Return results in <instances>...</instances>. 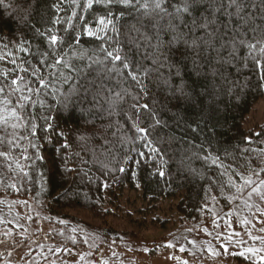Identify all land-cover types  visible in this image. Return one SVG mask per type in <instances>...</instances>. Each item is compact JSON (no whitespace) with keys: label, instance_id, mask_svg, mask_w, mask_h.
I'll use <instances>...</instances> for the list:
<instances>
[{"label":"trees","instance_id":"trees-1","mask_svg":"<svg viewBox=\"0 0 264 264\" xmlns=\"http://www.w3.org/2000/svg\"><path fill=\"white\" fill-rule=\"evenodd\" d=\"M144 2L151 5V0ZM237 2L243 7L239 16L230 0H198L182 20L172 18L176 31L168 28V16L146 15L136 6L94 2L85 8L86 0L0 2V49L18 45L13 58L0 55V82L29 79L21 69L36 67L41 54L53 48L48 64L59 57L69 63L43 67L49 88L33 95L35 106L27 110L25 127L0 128V153H5L0 155V214L6 208L2 197H30L49 225L25 258L7 263L0 255V264H56L51 259L57 249L83 250L89 238L104 249L128 238L140 240L135 231L145 224L147 210L161 201L175 203L188 229L201 227L210 207L221 211L220 216L231 210L226 215L236 217V187L247 177L264 178V125L259 135L243 127L264 87V69L247 47L264 44V0ZM180 3L164 0V7L173 13ZM102 16L113 24L101 31ZM205 20L215 23L199 28ZM85 29L97 35L89 36ZM51 35L59 43L50 48ZM173 36L181 42L169 49ZM158 39L164 42L159 50L153 47ZM184 40H196L199 49L188 48ZM204 40L213 41L219 56L206 50ZM114 49L132 65L139 83L121 62L107 57ZM194 61L199 67L194 68ZM182 82L189 95L177 92ZM144 104L161 121L147 135L134 127L153 124L151 116L133 107ZM32 124L37 125L35 135H30ZM126 190L140 192L137 202L127 198L133 211L118 204ZM184 231L179 227L171 239H181ZM186 243L183 252L190 256L194 246Z\"/></svg>","mask_w":264,"mask_h":264},{"label":"rangeland","instance_id":"rangeland-1","mask_svg":"<svg viewBox=\"0 0 264 264\" xmlns=\"http://www.w3.org/2000/svg\"><path fill=\"white\" fill-rule=\"evenodd\" d=\"M0 49L1 57H14L18 52L16 43L6 44ZM264 125V87L262 96L253 104L243 121V127L255 135ZM253 183L246 185L245 180ZM264 178L247 177L236 187L239 206L236 217L220 216L221 211L215 207L209 208V213L203 216L202 226L188 229L189 225L175 211V203L161 201L155 209L142 218L145 224L138 228V239H124L119 244L113 243L106 249L99 247V241L94 238L87 240L88 246L80 251L57 249L52 262L56 264H258L264 263ZM256 187L257 191L252 192ZM240 189V191H237ZM140 198L138 190H126L119 200V205L125 210H132L129 203ZM6 208L0 214V255L7 263H17L35 250L37 235L48 232L47 217L30 197H2ZM146 201L139 203L143 207ZM213 202L209 204L212 206ZM149 206V205H148ZM153 206V205H152ZM150 206V208H152ZM139 209V208H138ZM233 212V210H232ZM85 220L87 215L81 214ZM233 216V215H231ZM153 224H149L153 221ZM111 220V219H109ZM113 224L125 226L122 222L112 219ZM107 223H109L107 221ZM164 227V228H163ZM179 227L185 231L181 239H171ZM204 228V229H203ZM186 242L194 246L193 253L184 254ZM189 245V244H188ZM183 249V250H182ZM247 249H257L249 252ZM242 254V255H241Z\"/></svg>","mask_w":264,"mask_h":264},{"label":"snow or ice","instance_id":"snow-or-ice-1","mask_svg":"<svg viewBox=\"0 0 264 264\" xmlns=\"http://www.w3.org/2000/svg\"><path fill=\"white\" fill-rule=\"evenodd\" d=\"M2 2V0H0ZM75 2V0H73ZM105 3L109 6L116 4V5H123L126 7H139L145 9V14L150 15L152 12L163 14V16L169 17V24L168 28L172 31L177 30V25L172 24L171 20L172 18L176 19H183L184 14H187L190 12V9L198 2V0H181L180 4L174 5V12L169 13L167 9L164 7V0H151V5L148 2L141 3V0H86V3L84 4L85 8H91L93 6V3ZM79 6V5H78ZM229 6H235L236 7V13L235 15L239 16L240 13L243 11V7L241 4L237 2V0H230ZM75 15V13H73ZM112 14L109 12L108 16H111ZM163 16L161 19H163ZM58 22V21H57ZM214 24L215 20L207 21L205 20V23L198 25L199 28L207 30L209 27V24ZM113 24L112 19H107L106 17H100L99 19V25L100 30L102 31L104 28H107L109 25ZM194 27L195 21H193ZM87 31V34L89 36H96L97 33L90 30L85 29ZM115 30V28H113ZM209 35H212V33H209ZM180 38L177 36H173L171 41H168V47L171 49L174 45L180 43ZM204 45L207 49H214L217 52V55L219 56L220 49H216L215 45L212 40H204ZM58 37L56 35L49 36V46L50 48L52 46L58 45ZM183 43L188 48H196L199 49L200 45L197 43L196 40L191 41L189 43L187 40H184ZM240 43H244V41H240ZM226 44H222L221 48L226 47ZM155 49L159 50L164 47V42L158 39V42L156 45L153 46ZM247 47L249 48V56H252L257 66H259L261 69H264V44H261L260 41H257L256 43L248 44ZM236 46L235 41H232V51L235 52ZM24 51H27V49H24ZM107 51V50H105ZM119 53V49H114L113 51H107V57L111 59L113 62H121L124 69L129 70V75L134 81H137L139 83L140 77L137 73L133 72L132 65L127 62L126 59L122 58V56ZM254 53H258L259 58L257 56H254ZM55 49L53 48L52 53L45 52L41 54V59L38 63V65L31 70L28 68H22L21 71L25 73H29V79L25 80L24 76H17L15 79H11L10 83L7 82H0V128H3L7 130L8 127H11L12 129H17L21 127H25V125L29 122L28 119H26V114L29 106H35V101L32 100L33 95L39 96L42 91H45L49 88V81L45 78H42L43 76V67L47 66L49 69L58 68L59 66L63 65L64 67H69V63L65 61L62 57L56 58L52 64H48V57L49 55H54ZM161 55H164V53H161ZM199 55V53H197ZM231 56V53L229 54ZM168 57L165 56V59ZM12 63H15L13 60ZM153 63H156V60L153 61ZM194 63V68L199 67L198 63L196 61ZM139 69V66H137V71ZM145 75H147V70H145ZM177 76L180 75L179 70H177ZM199 75V73H197ZM5 79L7 78V73L4 74ZM63 75V73H61ZM264 78V77H262ZM66 79V78H65ZM167 83V81H165ZM35 85V87L33 86ZM143 86H141V91H143ZM177 92L181 95H189L188 93L184 92V85L183 82L181 85L177 88ZM133 107H136L138 110H143L146 114L152 117L153 124L149 125V128H143L139 127L138 123L134 125L137 133H143L145 135L148 134L149 129L154 128L157 125L161 124V121L157 118V114L153 112L149 105H134ZM47 121V117L44 118ZM49 127H52L51 124H49ZM37 125L32 124L31 125V131L30 135H35L37 132ZM259 135V134H257ZM0 142H2V139H0ZM9 143H11V140H9ZM35 147V145H32ZM157 149L153 148L152 152H156ZM0 155H5V153H0ZM27 159V157H25ZM123 171V169H121ZM261 172H264V169L260 170ZM259 174V173H257ZM159 175L162 177L164 176V172L161 171ZM253 182L248 179L245 180V184L249 185ZM261 185H264V180L260 181ZM237 191H240V189H237ZM257 188L253 187L252 192L249 193V196L252 195L253 192H256ZM262 199H264V194L261 196ZM183 250V249H182ZM249 252H257L259 250L257 249H247ZM242 255V254H241ZM262 260H264V257H261Z\"/></svg>","mask_w":264,"mask_h":264}]
</instances>
